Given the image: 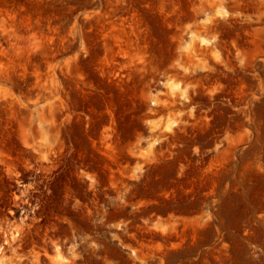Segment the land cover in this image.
Masks as SVG:
<instances>
[{
	"label": "rangeland",
	"instance_id": "rangeland-1",
	"mask_svg": "<svg viewBox=\"0 0 264 264\" xmlns=\"http://www.w3.org/2000/svg\"><path fill=\"white\" fill-rule=\"evenodd\" d=\"M0 264H264V0H0Z\"/></svg>",
	"mask_w": 264,
	"mask_h": 264
}]
</instances>
